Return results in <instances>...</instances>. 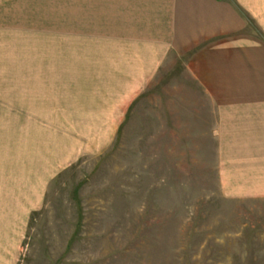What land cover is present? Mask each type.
Returning a JSON list of instances; mask_svg holds the SVG:
<instances>
[{"label": "rangeland", "instance_id": "374dc122", "mask_svg": "<svg viewBox=\"0 0 264 264\" xmlns=\"http://www.w3.org/2000/svg\"><path fill=\"white\" fill-rule=\"evenodd\" d=\"M145 3L0 0V99L30 104L0 103L29 116H0V264H264V200L222 192L213 111L143 48Z\"/></svg>", "mask_w": 264, "mask_h": 264}, {"label": "crops", "instance_id": "0c3cea01", "mask_svg": "<svg viewBox=\"0 0 264 264\" xmlns=\"http://www.w3.org/2000/svg\"><path fill=\"white\" fill-rule=\"evenodd\" d=\"M145 1L143 48L160 56L158 65L168 54L185 57L213 111L222 192L264 200V0ZM0 103L30 106L20 96ZM7 113L0 116L29 117Z\"/></svg>", "mask_w": 264, "mask_h": 264}]
</instances>
